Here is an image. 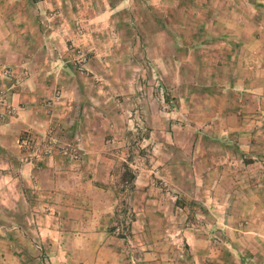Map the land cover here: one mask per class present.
I'll return each instance as SVG.
<instances>
[{"label": "crops", "instance_id": "0c3cea01", "mask_svg": "<svg viewBox=\"0 0 264 264\" xmlns=\"http://www.w3.org/2000/svg\"><path fill=\"white\" fill-rule=\"evenodd\" d=\"M72 1L78 6L99 5L101 11L97 7L94 15L71 17L66 11L68 0H0V97L15 109L0 122V264H39L33 241L100 244L99 221L93 222L92 213L97 207L109 211L110 188L95 184L89 155L75 161L58 148L45 155L41 142L44 135L51 134L57 145L63 143L64 129L71 128L74 116L81 112L86 121L95 108V94L87 98V84L83 78L78 80L77 71H70L74 69L68 56L78 47L88 52L90 68L111 70L123 62L126 68H155L164 83L165 73L180 78L184 69L199 70V74L206 68L212 70L208 92L199 91L208 97L209 122L197 131L208 137L196 142L201 145L192 157L190 181L195 184V199L200 197L205 204L213 201L207 206L223 209L237 205L247 215L264 212V139L259 137L264 136V127L257 120L259 112L250 109V103L255 105L264 98L247 92L251 72L244 71L242 60L234 58L243 43L240 28L219 25V31L215 20L230 22L229 18L194 11L190 15L196 22L192 32L190 25L176 18V8L150 5L160 0H139L141 5L136 0L140 14L132 16L134 6L131 15L126 12L130 25L126 29L134 27L138 33L129 31L128 43L121 46L115 31L111 36L102 29L114 22L121 4L134 0ZM71 18L75 20L68 24ZM115 25L119 30L118 23ZM107 54H112L109 60ZM118 54H125L126 60ZM206 54L213 58L207 60ZM5 68L12 77H23L17 88L11 84L12 78H3ZM58 89L63 94L61 101L47 108L44 99ZM26 137L34 142L28 152L18 146ZM86 143L80 147L89 152L92 145ZM22 244L35 246L34 253L31 249L29 255L23 253ZM55 259L62 257L50 256L52 262Z\"/></svg>", "mask_w": 264, "mask_h": 264}, {"label": "rangeland", "instance_id": "374dc122", "mask_svg": "<svg viewBox=\"0 0 264 264\" xmlns=\"http://www.w3.org/2000/svg\"><path fill=\"white\" fill-rule=\"evenodd\" d=\"M68 1L66 11L71 17L94 15L97 7L101 11L99 5L82 3L78 6L76 2ZM93 1L99 4V0ZM161 3L165 8H176L174 15L190 25L192 32L196 22L190 15L194 11L212 16L220 13L229 18L230 22L215 20L219 31L220 26L240 28L243 43L234 58L242 60L247 68L244 71L251 72L247 86L250 91L247 92L264 98V0H160L150 5L155 7L154 4ZM132 6V16L140 14L136 0L124 2L115 11L114 22L102 29L109 34L115 31L121 46L128 43L126 35L129 31L138 33L134 27L126 29L130 26L126 22V12L131 15ZM74 20L71 18L67 22L72 24ZM116 23L120 31L116 29ZM111 55H106L108 60ZM208 56L213 58L206 54V59ZM120 57L123 61L127 58L125 54H118ZM68 60L74 69L70 68L71 73L77 71L78 80L83 78L87 84L84 95L86 93L88 98V94L91 97L95 94L92 100L95 108L86 121L82 120L81 112L74 116L71 128L64 129L63 143L57 145V139L51 134L44 135L41 142L45 143V150L49 139L54 142L45 155L54 148L75 161L89 155L95 184L110 188V209L105 211L104 207H97L93 210L92 220L99 221L97 225H100L96 230L101 232L98 245L64 244L59 239H53L55 244L33 241L41 260L39 264H264V212L258 216L247 215L237 205L226 209L207 206L213 201L205 204L202 198L195 199V184L190 181L193 153L199 152L197 147L201 145L197 146L196 142L208 137L206 132H197L209 122L205 110L208 97L199 91L208 92L207 78L212 70L206 68L199 74V70L184 69L180 78L165 73L167 83H164L155 68H126L125 62L121 65L124 68H90L89 54L80 47L72 51ZM5 70L9 69H3V78H12L11 84L17 88L23 77H12L10 70L5 75ZM180 84L184 86L179 87ZM177 86L175 91H170ZM62 97V91L58 89L43 102L47 108H52ZM0 100L5 98L0 97ZM5 101V105L0 102V122L15 111ZM250 104V109L255 107L259 112L257 120L264 127V100ZM259 137L264 139L263 135ZM84 141L92 145L89 152L80 147ZM73 143L78 146L77 158L69 151ZM124 162L136 173L133 188L123 186L120 181ZM111 227L115 230L111 231ZM33 247L31 244L21 246L27 255L30 249L34 253ZM54 255L62 259L52 262L50 256ZM93 256L100 258V262Z\"/></svg>", "mask_w": 264, "mask_h": 264}, {"label": "built area", "instance_id": "2783aa9c", "mask_svg": "<svg viewBox=\"0 0 264 264\" xmlns=\"http://www.w3.org/2000/svg\"><path fill=\"white\" fill-rule=\"evenodd\" d=\"M84 59L85 58H82V60H84ZM8 72H9V70H5L4 74L6 75V73H8ZM0 102H3L2 104H4V105L6 104L5 100H0ZM53 143H54L53 140L49 139L47 141L48 148L45 150L44 153H48L52 149ZM18 146L21 148H25V149H31L33 147V142L31 140V138L26 137V138L20 139L18 141ZM70 147L71 148L69 149V151L71 152L72 157L77 158L78 157V146H77V144L73 143L72 145H70Z\"/></svg>", "mask_w": 264, "mask_h": 264}, {"label": "trees", "instance_id": "16d2710c", "mask_svg": "<svg viewBox=\"0 0 264 264\" xmlns=\"http://www.w3.org/2000/svg\"><path fill=\"white\" fill-rule=\"evenodd\" d=\"M122 171L120 173V181L123 183V186L125 187H130L133 188L134 187V182L136 179V173L132 170V168L129 166V164L127 162L122 163ZM131 215H134L133 213H131ZM130 228V224L128 226V229ZM111 231L115 230V227H111L110 228ZM120 237H125L123 235H121Z\"/></svg>", "mask_w": 264, "mask_h": 264}]
</instances>
